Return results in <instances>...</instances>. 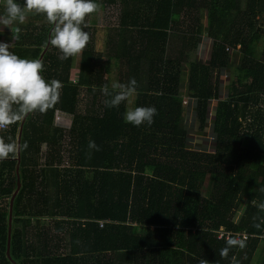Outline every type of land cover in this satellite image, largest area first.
Instances as JSON below:
<instances>
[{
    "label": "trees",
    "instance_id": "trees-1",
    "mask_svg": "<svg viewBox=\"0 0 264 264\" xmlns=\"http://www.w3.org/2000/svg\"><path fill=\"white\" fill-rule=\"evenodd\" d=\"M94 2L102 14L86 18L80 55L58 58L42 14L16 35L13 53L62 88L26 117L19 170L18 150L0 161V264H264V0ZM117 4L113 24L104 12ZM130 78L138 94L106 108L101 86ZM189 99L198 132L211 120L213 151L189 146ZM149 106L150 126L124 122ZM21 122L0 137L18 145ZM90 139L101 150L89 158Z\"/></svg>",
    "mask_w": 264,
    "mask_h": 264
},
{
    "label": "clouds",
    "instance_id": "clouds-1",
    "mask_svg": "<svg viewBox=\"0 0 264 264\" xmlns=\"http://www.w3.org/2000/svg\"><path fill=\"white\" fill-rule=\"evenodd\" d=\"M99 7V4L94 0H24L23 7L17 0H5V12L0 15V27L8 28L14 22L22 23L25 19V10L42 14L47 23L52 25L48 43L58 50L59 59L67 60L80 55L86 48L90 35L84 30L88 27L85 21L90 14L98 11ZM115 9L117 18L112 20L113 24L118 21V16H120V7ZM18 31L19 29H17ZM261 40H258V43ZM10 47L11 44L0 42V131L7 130L29 114H45L59 102L60 89L62 88L60 81L47 82L40 74L44 71L42 61L20 58L9 50ZM229 54L230 58H233L235 55H239V52L234 50ZM111 87V91L106 84L100 88L101 94L106 97L103 101L106 108H118L122 102H130V98L138 94L135 78H130L127 84L114 82ZM156 114L157 110L152 106L130 107L124 113L123 120L136 127L145 123L150 126L154 122L153 117ZM208 124L212 131L211 120ZM27 147L25 142L22 148L26 149ZM87 147L89 158L92 151L101 150L100 146L91 139L88 141ZM17 150L16 142L6 143L4 138L0 137V161L9 157L14 158ZM259 207L264 209V204ZM244 236L247 237V235L242 237L246 238ZM239 238L238 236L237 239ZM229 244L244 246L243 241L237 240H232ZM226 254L227 250H222L221 255L226 257ZM198 264H208V261L199 259Z\"/></svg>",
    "mask_w": 264,
    "mask_h": 264
},
{
    "label": "crops",
    "instance_id": "crops-1",
    "mask_svg": "<svg viewBox=\"0 0 264 264\" xmlns=\"http://www.w3.org/2000/svg\"><path fill=\"white\" fill-rule=\"evenodd\" d=\"M17 2L20 4L21 7H23L24 0H17ZM118 5L119 4L115 5L114 7L112 6V7H109L108 9H106V11L104 12V15L107 17V20H110L112 22V20L115 19V18L111 19L110 14H114L116 12L115 7H118ZM244 6H245V3H241V9ZM98 11H99V16H100L102 14V8H100V10H98ZM203 11H202V13H203ZM4 12H5V0H0V15H3ZM35 14L36 13H34V12L25 10L24 11L25 19L22 23L21 22H14L13 24L9 25L8 28L7 27H0V42L11 44V47L9 49L11 52H14L16 35L18 34V32L21 29H24V28L29 26V23L31 22V20ZM17 29H19L18 32H17ZM130 30L131 29L128 28L127 32L123 33L122 35H125V34L131 32ZM93 34H94L93 39H92L93 41L98 43V39H99L100 41L105 42V31L100 30L99 36L101 38H98V35L95 33V30H94ZM122 35L115 34L113 40L114 39L122 40V37H121ZM134 37H135V35H132V39H134ZM205 38L206 37L203 36V37H201V40H203ZM130 41H131V39L129 38V42ZM235 56H238V55H235ZM235 56L233 58H230L229 67H232L234 62L239 59L238 57H235ZM196 105H197V100L189 99L188 104H187L188 113H187L186 120H185V127L187 128V130H191L190 135L192 136V140L189 143V146L192 149L197 150V151L208 152V151H211L214 147L213 137H212V134H211V131L209 128L205 131V133L197 131L198 126H197V121H196ZM2 132L3 131H0V134Z\"/></svg>",
    "mask_w": 264,
    "mask_h": 264
},
{
    "label": "water",
    "instance_id": "water-1",
    "mask_svg": "<svg viewBox=\"0 0 264 264\" xmlns=\"http://www.w3.org/2000/svg\"><path fill=\"white\" fill-rule=\"evenodd\" d=\"M27 117V116H26ZM22 119L20 128H19V138H18V165H17V170H19V165H20V160H21V137H22V132H23V126L25 123V119ZM19 178V177H18ZM21 189V182L20 179H18V185H17V189L15 191V193L13 194V197L11 198V202H10V218H9V223H10V227H9V236L11 235V222H12V216H13V204H14V199L17 196L18 192ZM8 254H9V247H8Z\"/></svg>",
    "mask_w": 264,
    "mask_h": 264
},
{
    "label": "rangeland",
    "instance_id": "rangeland-1",
    "mask_svg": "<svg viewBox=\"0 0 264 264\" xmlns=\"http://www.w3.org/2000/svg\"><path fill=\"white\" fill-rule=\"evenodd\" d=\"M110 18H117V14L116 12L114 14H110ZM207 37V36H204ZM258 45H260L261 49L262 47H264V37H262V40L259 41ZM94 46H98L99 49H103L104 48V43L103 42H94ZM240 64V60L238 59L237 61L234 62L233 66H238ZM261 105H264V100H261Z\"/></svg>",
    "mask_w": 264,
    "mask_h": 264
},
{
    "label": "built area",
    "instance_id": "built-area-1",
    "mask_svg": "<svg viewBox=\"0 0 264 264\" xmlns=\"http://www.w3.org/2000/svg\"><path fill=\"white\" fill-rule=\"evenodd\" d=\"M56 118H58V116ZM221 237H222V234H221ZM244 237H246V236H244Z\"/></svg>",
    "mask_w": 264,
    "mask_h": 264
}]
</instances>
